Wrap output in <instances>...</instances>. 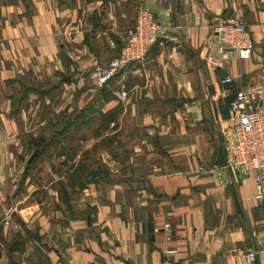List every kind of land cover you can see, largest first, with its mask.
<instances>
[{
    "label": "crops",
    "instance_id": "1",
    "mask_svg": "<svg viewBox=\"0 0 264 264\" xmlns=\"http://www.w3.org/2000/svg\"><path fill=\"white\" fill-rule=\"evenodd\" d=\"M139 6L153 12L160 37L143 62L106 85L113 99L102 108L119 109L104 135L128 136L120 142L127 169L114 172L121 180L88 185L81 217L55 216L51 223L32 208L14 211L7 203L11 148L29 114L17 107L16 82H48L56 88L43 102L83 109L101 88L90 79L92 67L118 54ZM232 10L251 33L249 59L233 57L213 31L216 17ZM218 71L232 78L233 88L264 84V0H237L233 8L226 0H66L62 8L58 0L0 3V234L8 241L25 224L42 238L13 253L11 262L240 264L239 252L255 250L256 264H264V203L255 200L250 175L223 167L230 162L225 130L231 124L222 115L229 92ZM165 225L168 231L161 230ZM1 252L0 264H10Z\"/></svg>",
    "mask_w": 264,
    "mask_h": 264
},
{
    "label": "built area",
    "instance_id": "2",
    "mask_svg": "<svg viewBox=\"0 0 264 264\" xmlns=\"http://www.w3.org/2000/svg\"><path fill=\"white\" fill-rule=\"evenodd\" d=\"M226 1L232 8L237 3V0ZM134 20L124 33L125 39L119 54L106 65L92 67L90 79L98 88L106 85L118 71L129 64L143 62L150 48L159 39L160 26L147 6H139ZM213 31L222 47L230 50L233 57L240 60L251 58L254 52L251 33L235 11L216 17ZM65 36L69 41L72 40L71 31ZM229 56L223 53L222 60H227ZM221 83L233 84L232 78L226 77ZM229 116L231 125L226 128L225 135L230 148V162H226L223 167L234 170L242 177L250 175L254 182L255 200L264 203V84L234 89ZM168 229L169 226L165 225L161 230ZM168 253L171 251H162L164 255ZM237 257L240 264L257 263L255 250L241 251Z\"/></svg>",
    "mask_w": 264,
    "mask_h": 264
},
{
    "label": "rangeland",
    "instance_id": "3",
    "mask_svg": "<svg viewBox=\"0 0 264 264\" xmlns=\"http://www.w3.org/2000/svg\"><path fill=\"white\" fill-rule=\"evenodd\" d=\"M20 94L21 92L18 89V92L15 93L16 101L20 97ZM38 100L40 99H34L30 103L23 101L22 104H18L20 107L26 108L29 114L23 118L24 126L22 127L23 130L20 128L21 131L18 133L16 147L11 148L10 174L7 178L10 190L8 191L7 203L13 205L11 207L14 211L16 209L19 211L20 208H32L31 211H35V215H38V220L49 218V222L52 223L58 220L55 216L59 218H69L71 216L68 215L65 201H62L60 196V191L64 187L67 192L65 200L70 202L72 209L71 213L73 216L71 217H81L84 214V207L86 206L81 201L84 191L82 189L88 187L85 184L89 182L90 171L96 170L100 172L98 182L96 183L118 182L121 180V177L116 178L114 172L122 176L121 172L125 168L122 164L123 156L120 153L121 160L120 157L119 160L121 162L117 161L114 163L111 158L114 160L115 156L113 153L115 152L110 151L105 140L100 139L95 141L89 139L80 145L81 151H79L78 157L74 162V165L78 162L84 163L85 170L80 168L75 169L76 171L73 172L74 170L62 167V158L58 155V150L51 149L47 155H43L35 160L34 164L28 169V179L23 180L26 161L35 150L33 140L39 139L40 136L48 140L51 137L52 128H56L54 127L56 122L55 117H59L63 112V110H57L60 103L55 102L54 99L49 98L48 104L43 102V100L38 103ZM67 110L69 108H64V112L71 113V111ZM18 120H20V116L17 117ZM106 137L113 138L112 141H118L120 144L123 137L127 138L128 136L118 131L115 136L112 134ZM84 177L86 178L84 179Z\"/></svg>",
    "mask_w": 264,
    "mask_h": 264
},
{
    "label": "trees",
    "instance_id": "4",
    "mask_svg": "<svg viewBox=\"0 0 264 264\" xmlns=\"http://www.w3.org/2000/svg\"><path fill=\"white\" fill-rule=\"evenodd\" d=\"M5 2H9V0H0L1 4H4ZM64 3H66V0H58V5L61 8ZM122 46L123 43L118 49L117 52L118 54ZM63 61L65 66H67L69 60L64 58ZM132 64L135 63H131L128 66H131ZM66 77L62 76V81ZM114 77L106 85H108L114 79ZM16 83L18 85L19 92H21V94L19 95L20 97L18 98L17 101H15L17 107L20 106L18 104H22L23 101H25L31 95L33 96L36 95L37 98H39L40 100H42L44 97H50V94L56 88L54 87V85H51L48 82H33L32 84H29V83L17 81ZM106 85H103L99 89L98 95L96 94V96L87 105H85L83 109L74 110L69 114L66 113V111L64 112L63 110L62 114L59 117L57 118L55 117L56 122L54 127L56 128H52L53 130L50 135L51 137L48 140H46V138L42 136H40L39 139L33 140L34 142L33 146L35 150H38L37 152L38 155L35 157V159L31 162V164L28 167H25L23 180L28 179V174H29L28 169L30 168V166L34 164L35 160L37 158L42 157L43 155H47L48 152L51 151V149L58 150L57 153L60 156V158H62V162H61L62 167H66L67 169L74 170L73 172L76 171L75 169H80V168L85 170L83 165L84 163L78 162L77 164L74 165V162L75 159L78 157L79 151H81L80 145H82L84 142L88 141L89 139L90 140L93 139L95 141H98L100 139L105 140L106 144L109 146L108 148L110 149V151L115 152L113 153L115 156L114 160L116 162L121 160L120 153L121 156H123L124 152L120 150L121 146L118 143V141L114 142L112 141L113 138L106 137V135H104L106 130L109 128V126L111 124L116 123L117 121L116 117L118 116L119 113L118 107L116 109L107 112L102 111L105 101L113 99L111 93L107 89H105ZM234 89H238V88L234 87ZM122 164L124 165L123 161ZM125 169H127V167H125L124 170ZM89 175H90V177H88L90 178L89 182L86 183L85 186L86 185L88 186L89 184L100 185L102 183V182L96 183L98 182V177L100 175L99 171L91 170ZM85 178L86 177H84V179ZM102 184H106V183H102ZM60 194H61L60 195L61 200L65 201L68 215L73 216L71 213L72 209L70 202H67L65 200V197H67L66 188L63 187L62 190L60 191ZM71 218L74 219L73 217ZM21 226H22L23 234L20 233L14 234V236L8 238V241L0 234V258L2 256L1 248L3 247V249H5L6 252L10 255V264H13V262H11V255L13 253L21 254V252L25 250L24 248L27 243H32L33 241L42 243L41 240L42 238L38 234L30 232L25 226V224H21ZM43 246L47 251L48 248L45 245Z\"/></svg>",
    "mask_w": 264,
    "mask_h": 264
},
{
    "label": "water",
    "instance_id": "5",
    "mask_svg": "<svg viewBox=\"0 0 264 264\" xmlns=\"http://www.w3.org/2000/svg\"><path fill=\"white\" fill-rule=\"evenodd\" d=\"M217 74L219 75V79L220 81H224L225 78L227 77V74L225 72H221L219 73V71L217 72ZM69 82L70 79L69 77H66L63 79V82ZM223 87L224 89L229 92V94L224 98V108H223V112H222V115L224 116V119L226 121H229L230 120V116H229V110H230V107H231V104L233 103L234 101V88L232 86L231 83H224L223 84ZM38 150H35L33 152V154L28 158V160L26 161V166L25 167H28L31 162L35 159V157L38 155ZM235 197V196H234ZM235 201H236V206H237V209H239V205L237 203V198L235 197Z\"/></svg>",
    "mask_w": 264,
    "mask_h": 264
}]
</instances>
